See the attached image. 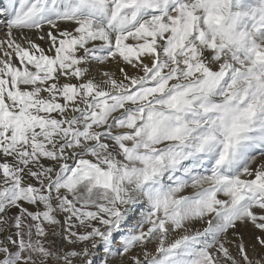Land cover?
<instances>
[{"label":"snow or ice","instance_id":"snow-or-ice-1","mask_svg":"<svg viewBox=\"0 0 264 264\" xmlns=\"http://www.w3.org/2000/svg\"><path fill=\"white\" fill-rule=\"evenodd\" d=\"M0 264H264V0H0Z\"/></svg>","mask_w":264,"mask_h":264}]
</instances>
